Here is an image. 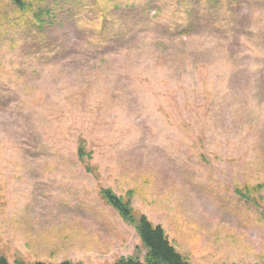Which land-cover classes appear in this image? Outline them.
<instances>
[{
	"label": "rangeland",
	"instance_id": "1",
	"mask_svg": "<svg viewBox=\"0 0 264 264\" xmlns=\"http://www.w3.org/2000/svg\"><path fill=\"white\" fill-rule=\"evenodd\" d=\"M264 264V0H0V260Z\"/></svg>",
	"mask_w": 264,
	"mask_h": 264
},
{
	"label": "trees",
	"instance_id": "2",
	"mask_svg": "<svg viewBox=\"0 0 264 264\" xmlns=\"http://www.w3.org/2000/svg\"><path fill=\"white\" fill-rule=\"evenodd\" d=\"M102 194L107 203L117 210L125 221L136 226L147 250L144 261L135 258H121L116 264H190L178 253L161 226H155L145 215L137 218L131 204L117 196L112 190H104ZM0 264H9V262L6 258H1ZM35 264L48 263L37 262ZM60 264L81 263L65 261Z\"/></svg>",
	"mask_w": 264,
	"mask_h": 264
}]
</instances>
